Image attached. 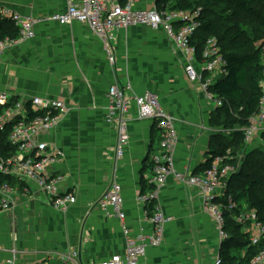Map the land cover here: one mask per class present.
<instances>
[{"label": "crops", "instance_id": "crops-1", "mask_svg": "<svg viewBox=\"0 0 264 264\" xmlns=\"http://www.w3.org/2000/svg\"><path fill=\"white\" fill-rule=\"evenodd\" d=\"M156 2L141 0L137 7L155 10ZM66 9L65 0H0V14L8 11L39 21L34 39L17 44L0 59V94L28 110L35 97L67 104L61 122L37 140L62 152L51 170L66 178L62 191L77 198L74 206L59 211L40 192L15 190L14 223L7 211L0 213V264L11 257L12 250L17 251L18 264H36L48 251H76L82 264H103L126 253V229L133 237L152 232L140 196L149 190L144 182L159 155L160 133L153 121L141 119L132 106L127 114L129 145L118 158V128L116 121H109L111 87H129L131 98L146 92L159 97L177 122L176 172L203 176L217 146V107L200 82L189 80L184 55L162 29L139 26L118 32L112 42L117 63L112 67L103 42L87 25L47 20ZM230 179L221 180L226 189L217 191L220 198L226 195ZM112 182L122 189L124 221L107 216L97 205ZM160 204L172 221L162 246L148 247L142 264H216L220 238L203 191L171 176Z\"/></svg>", "mask_w": 264, "mask_h": 264}, {"label": "built area", "instance_id": "built-area-1", "mask_svg": "<svg viewBox=\"0 0 264 264\" xmlns=\"http://www.w3.org/2000/svg\"><path fill=\"white\" fill-rule=\"evenodd\" d=\"M141 0H65L67 9L62 13L50 16L47 20L61 25L74 23L87 25L93 34L104 44L108 63L115 67L117 56L112 45L115 35L123 30L148 26L152 30L162 29L175 50L181 52L185 58L186 73L191 82H200L207 93L209 100L214 102L217 108L222 107V102L209 92V87L214 84L218 76L226 73V61L219 41L209 39L203 50L201 62L197 61L196 48L192 45L195 35L200 27L197 21L201 15V9L195 11L184 10H142L137 6ZM159 0H157L158 2ZM156 2V3H157ZM2 18L11 19L19 29V38L0 40V59L4 53L17 44L29 41L36 36V24L38 20L31 17H23L19 14L3 11ZM262 98L260 111L250 120L246 129L245 143L264 145V79L261 82ZM130 88H121L115 85L108 92L111 103V115L109 121H116L119 139L116 155L122 158L129 145L127 114L132 106L136 107L138 115L143 120L153 121L160 132L159 155L153 159L151 175L148 179L151 190L140 196L145 206L153 205V213L148 216L153 227L151 233H142L131 236L128 229L125 230L127 249L124 255H114L103 264H142V258L146 255L148 247H160L164 243V234L167 225L172 221L170 216L164 213L160 204L161 192L167 185L171 176L190 187L200 188L203 191L204 202L207 211L213 217L221 244L228 239L225 232V220L220 207L217 205L218 190L226 189V183L236 169L230 166L220 170L222 159L216 158L212 167L203 176L189 173H178L174 165V151L178 144V128L175 119L162 107L159 97L151 92L130 97ZM13 98L0 94V106H6ZM24 108L17 103L13 108L7 109L0 118V129L17 120L10 135L9 142L16 148V154L7 162L0 164V174L19 180L24 185V193L34 191L44 194L52 207L59 211H65L77 203L73 193H64L62 186L66 178L52 172L62 158V152L51 148L45 142L38 141L43 133L51 132L67 113L65 102L59 100H46L39 97L32 98ZM41 112L43 115L28 120L29 114ZM116 116V118H115ZM220 183L222 187L220 186ZM15 190L8 183L0 182V213L14 209L12 196ZM98 207L107 216L124 221V200L121 186L112 182L105 194L98 200ZM251 222L253 242L258 243L264 236V224L260 222L255 213L246 217ZM12 255L2 264H18L17 251L12 250ZM82 264L80 253L69 252H45L42 259L36 264ZM216 264H222L219 259ZM252 264H264V252L261 253Z\"/></svg>", "mask_w": 264, "mask_h": 264}, {"label": "trees", "instance_id": "trees-1", "mask_svg": "<svg viewBox=\"0 0 264 264\" xmlns=\"http://www.w3.org/2000/svg\"><path fill=\"white\" fill-rule=\"evenodd\" d=\"M165 9H201L197 19L200 27L192 43L197 51L198 62L202 60L204 46L209 39H217L221 46L226 73L208 89L223 105L214 113L220 131L216 136L217 146L211 152L212 158L206 164L205 172L212 167L216 158L223 160L220 170L227 166L236 169L228 183L226 195L216 201L222 211L228 235V239L221 244L220 260L222 264H252L264 252V236L254 243L251 222L244 217L255 213L264 224V145L257 143V148L249 149L245 135L250 120L259 114L262 98L264 0H159L157 10ZM241 16L248 17L254 35H250L246 29L237 30L234 25L222 30L221 18H231L234 22ZM18 37L19 29L15 23L0 16V40ZM16 104L12 101L4 107L0 106V118ZM40 115L43 114L31 113L28 120ZM16 122L0 129V164L16 154V148L9 142ZM153 165L151 162V169ZM0 182L8 183L14 190L24 191L23 183L15 178L0 174ZM147 187L149 192L151 185L148 180L144 182V188ZM146 193L144 190L141 196ZM153 208L152 204L146 206L149 217Z\"/></svg>", "mask_w": 264, "mask_h": 264}, {"label": "rangeland", "instance_id": "rangeland-1", "mask_svg": "<svg viewBox=\"0 0 264 264\" xmlns=\"http://www.w3.org/2000/svg\"><path fill=\"white\" fill-rule=\"evenodd\" d=\"M220 19V18H219ZM248 19V17H246V16H241V17H239V18H237V21L235 20L234 22H233V19H231V18H221L220 19V21H221V27H222V30L224 31V30H226L227 28H229L230 26H233L234 25V28H236L237 30H248V33L251 35V34H255V33H252V31H253V26H252V24L249 22V20H247ZM225 24V25H224ZM220 76H218L216 79H218ZM258 144H249L248 145V148L249 149H254V148H257L258 146H257ZM240 162H241V160H240ZM239 162V163H240ZM16 211H17V209H16V207L14 208V209H12V210H9V212L7 211V213L9 214V215H12V224L14 223V220L16 219ZM14 227V226H13ZM13 237L15 238V237H17V233L15 232L14 233V231H13ZM18 238V237H17ZM19 239V238H18ZM16 240V239H15ZM58 264H60V263H58Z\"/></svg>", "mask_w": 264, "mask_h": 264}]
</instances>
